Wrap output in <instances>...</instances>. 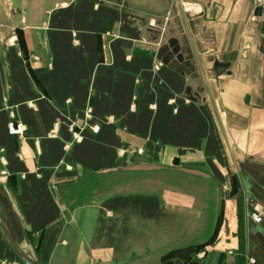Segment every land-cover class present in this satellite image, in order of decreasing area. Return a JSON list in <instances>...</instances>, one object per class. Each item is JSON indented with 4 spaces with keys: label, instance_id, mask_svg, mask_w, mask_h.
<instances>
[{
    "label": "crops",
    "instance_id": "1",
    "mask_svg": "<svg viewBox=\"0 0 264 264\" xmlns=\"http://www.w3.org/2000/svg\"><path fill=\"white\" fill-rule=\"evenodd\" d=\"M121 1L127 8L100 0H0L10 5L0 18L25 22L23 50L38 58L10 62L15 76L0 73V188L23 243L40 264H90L67 237L75 210L61 205L64 190L136 163L179 165L208 174L211 196L217 189L224 198L235 178L241 256L244 264H264V220L248 217L254 208L264 211V5L173 0L175 26L199 76L193 89V80L156 60L159 45L146 41L162 18V0ZM215 62L228 64L229 73L215 76ZM26 68L35 76L23 75ZM187 87L201 88L198 102L185 97ZM86 108L97 133L83 130L82 141L71 144L69 120L80 130ZM10 123L20 125L17 134L8 133ZM13 257L0 236V264Z\"/></svg>",
    "mask_w": 264,
    "mask_h": 264
},
{
    "label": "rangeland",
    "instance_id": "2",
    "mask_svg": "<svg viewBox=\"0 0 264 264\" xmlns=\"http://www.w3.org/2000/svg\"><path fill=\"white\" fill-rule=\"evenodd\" d=\"M100 2L127 8L121 0ZM162 7V24L154 22L150 28L160 35L152 33L146 39L154 45L180 36L175 26L178 12L173 14L166 0ZM9 8L8 3L0 4L2 12ZM24 27L25 22L6 15L0 18V73L5 78L16 75L9 69L10 62L38 60L32 51L23 50L20 29ZM23 75L35 76L34 70L26 68ZM197 84L191 83L193 89ZM85 111L80 130L69 120L71 144L82 141L83 130L97 133L98 128L89 124L91 114L87 117ZM211 187L208 174L179 165L154 170L136 163L124 172L86 177L61 196L63 208L75 210L68 215L73 227L67 229V237L77 243L73 246L80 249L79 257L91 258L90 264H244L239 223L242 199L239 194L229 199L228 193L221 199L217 189L211 196ZM20 247L34 257L29 245ZM13 262L20 264L16 259Z\"/></svg>",
    "mask_w": 264,
    "mask_h": 264
},
{
    "label": "water",
    "instance_id": "3",
    "mask_svg": "<svg viewBox=\"0 0 264 264\" xmlns=\"http://www.w3.org/2000/svg\"><path fill=\"white\" fill-rule=\"evenodd\" d=\"M172 9L173 14H177L175 6L171 3V0H166ZM259 12V9L256 10ZM176 23H180L179 16L177 14L175 18ZM156 25H161V22L155 21ZM156 36L160 35V32H154L150 30ZM151 33V34H152ZM179 37H169L164 43L159 45L156 52V60L160 62L167 69L171 70L175 74L181 77H189L193 81H198L199 76L197 74V68L195 65L194 57L191 53L188 40L181 28H179ZM228 64H221L215 62L213 65V73L215 76H220L223 73H229L227 70ZM191 87H187L185 90V97L191 102H198L200 100L199 93L202 91L199 87L197 92L193 93ZM154 169V168H153ZM128 170V169H127ZM155 170V169H154ZM111 174V173H104ZM99 174L97 177L102 176ZM230 189L228 192V198L232 199L238 195L237 182L233 176H229ZM221 199H223V194ZM0 236L7 246V248L14 254L20 264H40L38 258L30 257L21 248V244L27 240L23 232L22 225L13 211L8 199L3 194L0 188Z\"/></svg>",
    "mask_w": 264,
    "mask_h": 264
},
{
    "label": "built area",
    "instance_id": "4",
    "mask_svg": "<svg viewBox=\"0 0 264 264\" xmlns=\"http://www.w3.org/2000/svg\"><path fill=\"white\" fill-rule=\"evenodd\" d=\"M255 5L256 7H262L264 5V0H255ZM91 114L90 108H87L85 111V116L89 117ZM20 125H13L10 124L8 126V131L10 134H17L19 132ZM74 140H77V136L73 135ZM249 219L255 223V224H261L264 220V211H261L257 208H254L253 210L249 211L248 213Z\"/></svg>",
    "mask_w": 264,
    "mask_h": 264
}]
</instances>
